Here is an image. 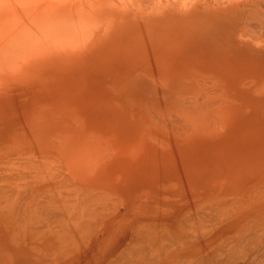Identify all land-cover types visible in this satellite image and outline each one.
Listing matches in <instances>:
<instances>
[{
  "label": "bare ground",
  "instance_id": "1",
  "mask_svg": "<svg viewBox=\"0 0 264 264\" xmlns=\"http://www.w3.org/2000/svg\"><path fill=\"white\" fill-rule=\"evenodd\" d=\"M0 222L39 264H264V0H0Z\"/></svg>",
  "mask_w": 264,
  "mask_h": 264
},
{
  "label": "rangeland",
  "instance_id": "2",
  "mask_svg": "<svg viewBox=\"0 0 264 264\" xmlns=\"http://www.w3.org/2000/svg\"><path fill=\"white\" fill-rule=\"evenodd\" d=\"M0 240L2 239L3 240V243H1L2 242V240H1V242H0V256H2V255H4V254H6L7 256L4 258L3 256L2 257H0V264H9V263H12V264H26V262H30V261H32L30 264H39V263H36V262H38V261H36V262H34L35 260L33 259V255L30 253V256L29 255H27V257H25V256H22V257H20L22 254H21V252H23V254H25L24 253V251H25V249H23L22 251H20L19 253L17 252L18 251V249H19V247H16V246H14L15 244L13 243V241H14V239L13 238H10L11 239V241H12V244H14L13 245V247H12V244L11 243H9V241H7L8 240V236H6V235H10L11 236V233H10V231L8 230V228L7 227H5V225L4 224H2L1 222H0ZM3 233V234H2ZM4 235V236H3ZM4 237H6V238H4ZM8 237V238H7ZM12 237V236H11ZM6 239V240H5ZM13 239V240H12ZM10 241V242H11ZM6 242V243H5ZM8 244H10V245H7ZM18 248V249H16V248ZM11 248V249H10ZM3 249V250H2ZM6 249V250H5ZM21 249V248H20ZM11 250H13V251H11ZM7 253H6V252ZM8 251H9V253H13V252H15V256H16V254H18L17 256H16V260H18V261H16L15 260V256L12 254V256H11V259L12 258H14L13 260H11L12 262H8V260L10 259V255L8 254ZM19 254H20V256H19ZM28 254V253H27ZM9 255V256H8ZM26 255V254H25ZM84 256H82V258L81 259H83V260H81L80 258H77V257H75V259L77 258V262L79 261V264H80V262H81V264H95V258H93V254H87V253H85V254H83ZM14 256V257H13ZM24 257V258H23ZM29 257V261H28V258ZM80 257V256H79ZM31 258V259H30ZM70 258V257H69ZM92 258H93V260H92ZM107 258V257H106ZM4 259H6V260H4ZM8 259V260H7ZM27 261H26V260ZM100 259H102V257H100ZM85 260V261H84ZM13 261H14V263H13ZM67 261H69V260H67ZM84 261V262H83ZM92 261V262H91ZM16 262V263H15ZM75 263H77L76 262V260L74 261ZM74 262L73 263H70V264H74ZM29 264V263H28ZM60 264H62V263H60ZM69 264V263H68ZM78 264V263H77Z\"/></svg>",
  "mask_w": 264,
  "mask_h": 264
}]
</instances>
